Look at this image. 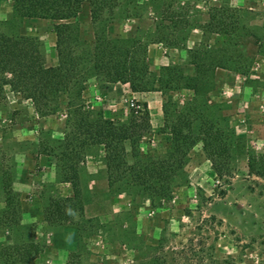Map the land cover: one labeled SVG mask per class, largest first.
<instances>
[{
	"label": "rangeland",
	"instance_id": "rangeland-1",
	"mask_svg": "<svg viewBox=\"0 0 264 264\" xmlns=\"http://www.w3.org/2000/svg\"><path fill=\"white\" fill-rule=\"evenodd\" d=\"M117 1L98 29L111 37L132 34L148 40L154 71L167 64L184 66L188 49L201 41L230 45L236 53L253 57L243 74L217 68L214 88L206 95L232 136L234 173L218 178L210 164H203L207 159L197 143L173 178L170 197L150 198L141 190L109 188L102 151L90 147L79 163L82 210L71 213L72 222L48 221L44 209L49 199L71 194L70 185L59 182L51 155L68 112L39 117L29 100L5 85L0 99V264H264V176L248 169L249 156L257 161L264 152V53L255 52L252 44L264 35V0ZM220 6L236 10L229 19L238 25L235 33L203 31L213 8ZM11 15L12 0H0V21ZM56 22L26 17L14 29L40 42L46 65L56 59ZM76 22L90 37L88 0ZM155 36L164 40L151 42ZM169 94L185 99L191 92ZM165 96L94 78L82 90L84 108L100 110L114 122L124 120L132 102L147 100L153 127L138 150L140 157L153 159L170 148V135L160 129L163 119L157 113ZM10 201L18 209L5 219ZM27 244L32 245L31 259L13 261L18 258L14 247Z\"/></svg>",
	"mask_w": 264,
	"mask_h": 264
},
{
	"label": "trees",
	"instance_id": "trees-1",
	"mask_svg": "<svg viewBox=\"0 0 264 264\" xmlns=\"http://www.w3.org/2000/svg\"><path fill=\"white\" fill-rule=\"evenodd\" d=\"M83 1L12 0L11 17L0 21V99L7 85L10 91L29 100L39 117L68 112L63 134L51 155L59 182L68 183L71 194L50 198L44 218L57 223L72 222L71 213L82 210L79 163L94 146L102 151L109 188L129 193L141 190L150 198L170 197L173 178L185 164L189 149L197 143L218 178L234 173L235 166L230 163L234 158L232 136L217 105L208 102L206 95L214 88L217 68L243 74L253 57L236 53V48L230 45L201 41L188 49L184 66L167 64L154 71L150 68L148 40L132 34L111 37L98 29L104 16L118 5L117 0H88L93 29L90 37L81 32L76 22ZM212 11L203 31L236 32L238 25L229 21L234 8L220 6ZM26 17L58 21L53 25L55 65L45 64L41 44L35 37L14 31ZM163 40L162 36H155L150 41ZM252 44L255 52L264 53V35ZM90 78L126 83L133 92L158 91L166 95L161 104L160 129L169 133L170 148L162 158L140 157L139 142L151 128L146 103L137 102L138 108L131 107L124 120L117 122L100 110L88 111L84 108L82 90ZM181 90H188L191 95L179 99L169 94ZM248 169L249 173L264 176V152L257 161L249 156ZM13 204L18 207L17 202L10 201L4 211L5 219L13 218L18 209ZM30 247L28 244L14 247L18 258L13 261H29ZM37 252L34 248V253Z\"/></svg>",
	"mask_w": 264,
	"mask_h": 264
},
{
	"label": "crops",
	"instance_id": "crops-1",
	"mask_svg": "<svg viewBox=\"0 0 264 264\" xmlns=\"http://www.w3.org/2000/svg\"><path fill=\"white\" fill-rule=\"evenodd\" d=\"M56 62H57V57H56V59H55V61H53L52 63H50L49 65H54V64H56ZM48 65V64H47ZM106 84H117V83H106ZM145 103H146V106H147V108H149L150 109V104H149V102L147 101V100H145L144 101ZM158 109H157V113H159V115L161 116L162 115V111H161V104L159 103L158 104V107H157ZM148 109V111H149V117L150 116H152V114H151V111ZM153 122H152V119H150V125H151V127H153V124H152ZM156 126H159V125H161V122L160 123H157V124H155ZM203 164H205V165H208L209 166V164H210V162L208 161V160H206L205 161V163H203ZM204 166V165H203Z\"/></svg>",
	"mask_w": 264,
	"mask_h": 264
},
{
	"label": "built area",
	"instance_id": "built-area-1",
	"mask_svg": "<svg viewBox=\"0 0 264 264\" xmlns=\"http://www.w3.org/2000/svg\"><path fill=\"white\" fill-rule=\"evenodd\" d=\"M131 107H133V108H138V104H137V102H132V103H131Z\"/></svg>",
	"mask_w": 264,
	"mask_h": 264
}]
</instances>
